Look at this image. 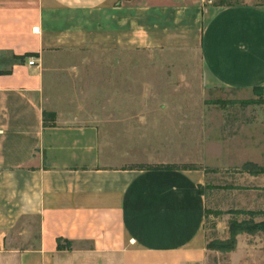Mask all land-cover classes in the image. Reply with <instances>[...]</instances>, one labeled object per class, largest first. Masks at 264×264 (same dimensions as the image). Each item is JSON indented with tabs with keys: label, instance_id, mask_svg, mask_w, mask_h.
Returning <instances> with one entry per match:
<instances>
[{
	"label": "crops",
	"instance_id": "crops-1",
	"mask_svg": "<svg viewBox=\"0 0 264 264\" xmlns=\"http://www.w3.org/2000/svg\"><path fill=\"white\" fill-rule=\"evenodd\" d=\"M113 44L195 51L206 84L264 86L261 2L0 0V264H207L205 173L135 167L133 93L106 91L115 76L46 91L53 53Z\"/></svg>",
	"mask_w": 264,
	"mask_h": 264
},
{
	"label": "rangeland",
	"instance_id": "rangeland-1",
	"mask_svg": "<svg viewBox=\"0 0 264 264\" xmlns=\"http://www.w3.org/2000/svg\"><path fill=\"white\" fill-rule=\"evenodd\" d=\"M45 64L49 67L46 91L51 87L58 92L98 88L100 84H91L90 77L115 76L117 83L105 85L106 91L114 87L121 93H133V110L131 101L130 106L128 101L123 103L135 119L126 125H134L135 131H123L121 138L125 144L134 141L135 167L173 163L215 168L205 174V183L214 186L205 189L209 209H264V88L208 85L199 53L186 49L113 44L101 52H55ZM64 77L81 79L53 83ZM241 100H247L246 106ZM148 151L153 157L147 158ZM230 219L262 222L264 214L249 218L231 212L209 213L207 245L229 237ZM207 249V264H264V230L239 233L232 251Z\"/></svg>",
	"mask_w": 264,
	"mask_h": 264
},
{
	"label": "trees",
	"instance_id": "trees-1",
	"mask_svg": "<svg viewBox=\"0 0 264 264\" xmlns=\"http://www.w3.org/2000/svg\"><path fill=\"white\" fill-rule=\"evenodd\" d=\"M241 3L240 1L237 0H220L219 2H216L215 4L217 5H231V4H239ZM34 52H26L24 54L21 55H13V58L15 60H18L20 62H23L26 60V58H28L29 56L34 55ZM5 71H0V73H4ZM253 89H259V88H264V86L262 85H255L252 87ZM241 104L243 106H246V102L247 100H241L240 101ZM249 104V103H248ZM56 113L54 111H50V110H44L43 111V116H44V120L45 122L48 120H54ZM136 168L139 169H153V168H181V169H203L205 171V174L209 173V172H213L216 171L217 169L215 168H202V167H197L195 165H176L173 163H159V164H139L136 165ZM260 171V170H259ZM258 171V172H259ZM231 187V185H225L224 188H229ZM206 188H214V186H212L209 183H205L203 185H199V191L205 195V198L207 197V193L205 191ZM219 188V186H218ZM213 213L215 214V216H219L223 213H233V214H245L248 215L249 218H254L258 215H263L264 214V209L263 210H254V209H231V210H226V211H222L221 209H215V210H211L209 209V207L206 206L205 209V228H206V221L209 218V213ZM259 230H264V221L262 222H247V220H242V221H238L236 219H230L229 221V237L225 240H220V241H214V244L210 245L208 244L207 247H211L214 249H219V250H223V251H232L236 248V244H237V235L239 233H253ZM62 239L58 238V247L62 248Z\"/></svg>",
	"mask_w": 264,
	"mask_h": 264
},
{
	"label": "built area",
	"instance_id": "built-area-1",
	"mask_svg": "<svg viewBox=\"0 0 264 264\" xmlns=\"http://www.w3.org/2000/svg\"><path fill=\"white\" fill-rule=\"evenodd\" d=\"M29 64H34L35 62V58L31 57L29 60H28Z\"/></svg>",
	"mask_w": 264,
	"mask_h": 264
}]
</instances>
